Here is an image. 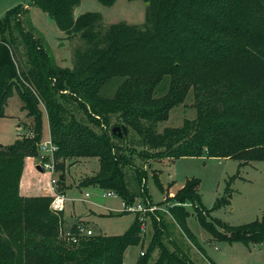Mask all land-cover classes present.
I'll return each instance as SVG.
<instances>
[{
	"label": "trees",
	"instance_id": "trees-1",
	"mask_svg": "<svg viewBox=\"0 0 264 264\" xmlns=\"http://www.w3.org/2000/svg\"><path fill=\"white\" fill-rule=\"evenodd\" d=\"M31 1L69 37L79 36L81 44L73 67L62 68L25 28L27 10L14 8L0 20V119L8 117V102L16 95L30 120L18 125V131L23 127L27 133L20 132L15 144L0 146V264H124L126 250L143 239L137 214L122 235L93 234L79 245H68L61 238L67 230L62 229L63 213L51 211L52 199L21 196L25 160L39 154L45 114L50 138L59 147L55 160L63 194L67 159L97 158L98 174L84 187L115 192L127 206L150 199L147 162L204 155L243 164L264 162V0H142L147 3L142 27H105L98 13L74 18L81 0ZM98 1L106 7L116 2ZM211 31L221 32L219 42L211 41ZM213 45H232V77L254 97L230 90L222 69L213 64ZM117 79L120 84L110 97L105 90ZM165 81L168 88L158 96ZM190 87L196 91L197 117L159 132ZM123 125L126 136L112 134V128ZM153 174L159 183V172ZM233 179L214 209L229 202ZM199 187L198 179L187 180L176 201L194 207L200 225L215 241L261 244L264 250V216L217 231L203 216L208 211ZM169 212L187 231L189 211L174 205ZM160 216L161 221L152 216L154 234L139 264H148L155 250L159 255L154 264H195L166 246L163 237L169 236L170 227ZM79 224L87 223L78 221L68 229L77 234Z\"/></svg>",
	"mask_w": 264,
	"mask_h": 264
},
{
	"label": "rangeland",
	"instance_id": "rangeland-1",
	"mask_svg": "<svg viewBox=\"0 0 264 264\" xmlns=\"http://www.w3.org/2000/svg\"><path fill=\"white\" fill-rule=\"evenodd\" d=\"M20 7L28 12L23 14V24L32 31L46 47L51 60L62 68H72L75 49L80 46L79 36L69 37L61 31L53 19L39 8L32 5L31 0H0V20L4 19L8 11ZM98 13L103 18L105 27L119 23L142 27L146 22L147 3L142 0H116L111 7L102 5L98 0H81L74 8L73 16L78 18L85 13ZM212 42H219L217 36L221 32H208ZM7 36V34H4ZM3 34L0 31V41ZM232 45H213V64L222 69L230 90L245 97H254L246 89H242L232 77ZM120 84L117 79L105 90L112 97ZM168 81L160 86L158 96L166 92ZM229 90V91H230ZM195 89L190 87L186 100L175 107L169 119L158 126L162 132L167 127L180 128L188 120L197 117L195 108ZM8 117L0 119V146L6 147L16 143L20 132L26 134L18 125L29 123L25 112H21L18 96H13L7 106ZM42 142L50 140V132L46 114L43 119ZM135 136H132V139ZM63 161V160H62ZM39 163V154L26 158L20 182V194L29 192L38 193L35 197H49L47 185L50 179L48 173L41 174L36 167ZM142 163V162H141ZM143 165V163H142ZM146 190L150 196L145 207H156L154 213H137L143 220L141 244L129 247L124 254V264H139L141 254L148 251L154 234L153 217L169 225V236L163 241L170 250H178L195 264H264V250L261 244L246 246L241 242L215 241L200 225L197 212L191 204H180L176 201L178 190L183 188L189 179L200 181L199 194L203 206L208 213L203 216L217 231L224 232L227 226L241 227L264 216V162L253 161L242 163L229 158L185 157L172 161L162 160L147 162ZM100 168L97 158L67 159L64 161V182L61 185L67 198L63 213L64 224L62 229H68L75 222L81 221L96 235L117 236L126 233L135 222L137 214L127 211L125 203L118 196H107L108 191L98 187L85 188L94 180ZM154 171L159 172V183L154 178ZM27 173L30 176H27ZM231 178L229 202L214 209L219 201L226 196V190ZM29 180V185L25 182ZM34 191H32V190ZM90 195L84 200L85 194ZM137 203L143 202L142 198ZM184 206L189 211L186 219V229L181 227L169 213V208ZM213 209V211H212ZM221 221V225L217 224ZM174 243V245H173ZM159 251L155 250L148 259V264H154L158 259ZM147 258V257H146ZM145 258V259H146Z\"/></svg>",
	"mask_w": 264,
	"mask_h": 264
},
{
	"label": "built area",
	"instance_id": "built-area-1",
	"mask_svg": "<svg viewBox=\"0 0 264 264\" xmlns=\"http://www.w3.org/2000/svg\"><path fill=\"white\" fill-rule=\"evenodd\" d=\"M59 147L54 144L50 138L47 142H40L38 145V151H39V163L38 166L41 167L43 174L48 173L50 176V179L48 181L47 185V193L49 197L52 199L50 204V209L54 213H64L67 198L65 194L61 193L59 191V176L60 173L57 172L56 169V160H55V154L58 152ZM117 194L115 192H108L107 196H116ZM89 199V194L86 193L84 196V200ZM125 209L130 212L134 213H142V212H151L154 213L157 209L156 207H145V203L139 202L135 203L133 205H125ZM168 214L170 212H167ZM143 219L140 217V221ZM77 234L73 233L72 230L67 229L64 230L61 233L62 240L67 243L68 245H79L81 240L85 237L92 236L94 233L93 231L88 228L87 226H84L83 224H79L76 227ZM143 230V227H142ZM142 253L141 255H143Z\"/></svg>",
	"mask_w": 264,
	"mask_h": 264
},
{
	"label": "water",
	"instance_id": "water-1",
	"mask_svg": "<svg viewBox=\"0 0 264 264\" xmlns=\"http://www.w3.org/2000/svg\"><path fill=\"white\" fill-rule=\"evenodd\" d=\"M112 134L113 135H118V137L122 138L124 136H126L128 134L127 128L123 125L121 127H114L112 128ZM37 170L40 171L41 173H43L41 167H37ZM61 180L63 179V177L60 178Z\"/></svg>",
	"mask_w": 264,
	"mask_h": 264
},
{
	"label": "crops",
	"instance_id": "crops-1",
	"mask_svg": "<svg viewBox=\"0 0 264 264\" xmlns=\"http://www.w3.org/2000/svg\"><path fill=\"white\" fill-rule=\"evenodd\" d=\"M46 118H47V116H46ZM47 121H48V118H47ZM49 127V126H48ZM37 167H38V165L36 166V167H34V169L36 168L37 169ZM41 174H43V173H41ZM27 176L29 177L30 176V174L29 173H27ZM26 180V184L27 185H29V180H27V179H25ZM32 190V189H31ZM33 191V190H32ZM34 192V191H33ZM22 194L24 195V197H35V196H39L38 195V193H36V194H30L29 192L27 193V192H22ZM65 194V193H64ZM89 197H90V195H89Z\"/></svg>",
	"mask_w": 264,
	"mask_h": 264
}]
</instances>
